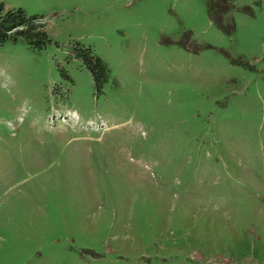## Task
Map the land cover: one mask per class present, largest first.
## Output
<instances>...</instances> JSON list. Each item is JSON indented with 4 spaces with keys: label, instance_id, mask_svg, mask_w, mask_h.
Wrapping results in <instances>:
<instances>
[{
    "label": "rangeland",
    "instance_id": "rangeland-1",
    "mask_svg": "<svg viewBox=\"0 0 264 264\" xmlns=\"http://www.w3.org/2000/svg\"><path fill=\"white\" fill-rule=\"evenodd\" d=\"M0 2V264H264V0Z\"/></svg>",
    "mask_w": 264,
    "mask_h": 264
},
{
    "label": "trees",
    "instance_id": "trees-1",
    "mask_svg": "<svg viewBox=\"0 0 264 264\" xmlns=\"http://www.w3.org/2000/svg\"><path fill=\"white\" fill-rule=\"evenodd\" d=\"M227 12L229 7L226 5L224 8L211 6L212 17L220 23L224 22L223 15ZM44 19V16L28 15L21 7L8 8L0 2V46L8 40H23L31 49H42L51 41ZM89 56L85 58L86 66L93 73L96 83H100L106 79L109 68L99 57Z\"/></svg>",
    "mask_w": 264,
    "mask_h": 264
}]
</instances>
